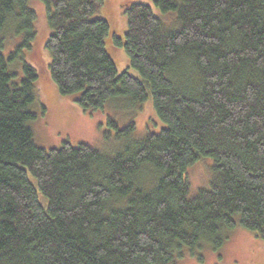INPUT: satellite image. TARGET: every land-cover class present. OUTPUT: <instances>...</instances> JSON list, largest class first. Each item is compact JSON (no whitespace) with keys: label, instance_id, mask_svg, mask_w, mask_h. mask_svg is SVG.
Returning <instances> with one entry per match:
<instances>
[{"label":"trees","instance_id":"1","mask_svg":"<svg viewBox=\"0 0 264 264\" xmlns=\"http://www.w3.org/2000/svg\"><path fill=\"white\" fill-rule=\"evenodd\" d=\"M40 1L61 94L90 113L152 99L165 126L116 153L39 146L37 15L0 0V264H176L238 227L264 239V0H154L176 27L128 1L123 39L100 16L107 0ZM108 46L125 48L127 71ZM108 125L117 138L136 129ZM201 161L208 185L192 195Z\"/></svg>","mask_w":264,"mask_h":264},{"label":"rangeland","instance_id":"2","mask_svg":"<svg viewBox=\"0 0 264 264\" xmlns=\"http://www.w3.org/2000/svg\"><path fill=\"white\" fill-rule=\"evenodd\" d=\"M29 1L30 7L37 15L35 20L37 37L32 49L27 52V62L33 65L39 74L36 83L39 100L32 107L38 117L30 122V126L39 146L55 148L69 141L74 145L87 143L106 153H116L131 140L161 131L165 123L156 114L152 99L141 105H134L128 98H120L109 102L108 108L90 113L72 97L61 94L50 75L51 56L46 48V41L51 29L47 22L45 5L40 0ZM128 1L150 4L154 13L169 27L177 26V13H163L155 6L154 0H107L100 16L109 21L119 38L123 39L126 36L127 19L123 5ZM108 50L119 73L127 71L130 57L125 48L108 46ZM131 72L136 74L135 71ZM109 117L116 119L121 128L134 121L136 129L127 138H117L115 129L108 125ZM206 162L208 161L196 163L187 171L192 195L196 194L199 188L208 185L209 164L212 163ZM176 264H264V239L250 230L238 227L229 234L221 248L216 250L205 244L197 255H191L187 251L184 258L177 259Z\"/></svg>","mask_w":264,"mask_h":264}]
</instances>
